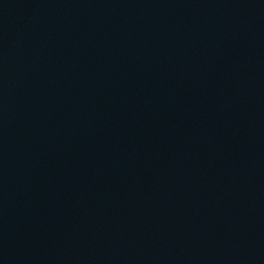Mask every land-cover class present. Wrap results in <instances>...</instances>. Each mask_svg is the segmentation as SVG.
<instances>
[{
    "label": "water",
    "instance_id": "95a60500",
    "mask_svg": "<svg viewBox=\"0 0 264 264\" xmlns=\"http://www.w3.org/2000/svg\"><path fill=\"white\" fill-rule=\"evenodd\" d=\"M0 264H264V0H0Z\"/></svg>",
    "mask_w": 264,
    "mask_h": 264
}]
</instances>
